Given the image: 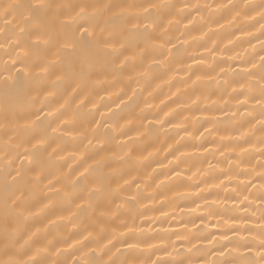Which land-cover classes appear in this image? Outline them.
<instances>
[{
	"label": "bare ground",
	"instance_id": "bare-ground-1",
	"mask_svg": "<svg viewBox=\"0 0 264 264\" xmlns=\"http://www.w3.org/2000/svg\"><path fill=\"white\" fill-rule=\"evenodd\" d=\"M54 2L138 46L81 78L53 55L59 23L28 19L36 0H0V264L259 262L264 0Z\"/></svg>",
	"mask_w": 264,
	"mask_h": 264
},
{
	"label": "snow or ice",
	"instance_id": "snow-or-ice-1",
	"mask_svg": "<svg viewBox=\"0 0 264 264\" xmlns=\"http://www.w3.org/2000/svg\"><path fill=\"white\" fill-rule=\"evenodd\" d=\"M19 7L20 5L16 4L7 5L4 9L5 18ZM64 7V5L55 3L54 0H36V3L27 6L28 19L39 23L42 17H49L51 20L59 23L60 31L55 38V51L53 55L58 58L63 56V63L65 65L63 71L79 75L81 78L91 77L97 71V60L100 52L112 49L111 55L122 56L123 61H127L129 53L134 51L138 46L137 40L131 37H113L110 35L105 38L98 36L89 25L77 22V18L84 12L83 6L80 7V12H77L75 15L64 13L62 11ZM152 7L155 6L153 5ZM145 12H147V9H145ZM139 28V24L133 25V30H138ZM149 28V23L143 25L142 31L144 36L142 38H147ZM21 31H24V29H21ZM34 35L36 37L35 46L49 48V46L53 45L54 37L46 27L38 28ZM54 63L38 65L40 72L45 75L49 74L54 67ZM113 64H115V69L123 67V62L117 63L113 61ZM63 78V72L57 75L58 80H62ZM40 111L42 109L37 110L35 114L37 119H39ZM18 175L19 173H17ZM17 176H12L13 182L16 181ZM95 191L99 192L100 189L97 188ZM89 195H92L91 191H89ZM88 206L92 207L91 202L88 203ZM6 264H17V262L8 261ZM23 264H36V262L26 261ZM251 264H264V252H262L259 262L253 261Z\"/></svg>",
	"mask_w": 264,
	"mask_h": 264
}]
</instances>
